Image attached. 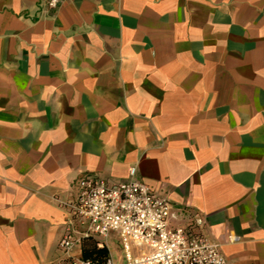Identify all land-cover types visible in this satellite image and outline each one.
Segmentation results:
<instances>
[{
	"label": "crops",
	"instance_id": "crops-1",
	"mask_svg": "<svg viewBox=\"0 0 264 264\" xmlns=\"http://www.w3.org/2000/svg\"><path fill=\"white\" fill-rule=\"evenodd\" d=\"M132 167L264 264V0H0V264H59L58 199Z\"/></svg>",
	"mask_w": 264,
	"mask_h": 264
},
{
	"label": "built area",
	"instance_id": "built-area-1",
	"mask_svg": "<svg viewBox=\"0 0 264 264\" xmlns=\"http://www.w3.org/2000/svg\"><path fill=\"white\" fill-rule=\"evenodd\" d=\"M47 2L57 9L64 0ZM58 203L65 214L59 264H230L207 233L206 220L186 213V222L175 224L185 211L144 183L135 167L126 180L115 183L86 173L75 181L71 196ZM85 239L108 249L105 262L83 257ZM115 244L121 255L112 253Z\"/></svg>",
	"mask_w": 264,
	"mask_h": 264
},
{
	"label": "trees",
	"instance_id": "trees-1",
	"mask_svg": "<svg viewBox=\"0 0 264 264\" xmlns=\"http://www.w3.org/2000/svg\"><path fill=\"white\" fill-rule=\"evenodd\" d=\"M83 257L91 259L98 263H103L109 257V251L106 248H98L93 239H85L83 241Z\"/></svg>",
	"mask_w": 264,
	"mask_h": 264
}]
</instances>
